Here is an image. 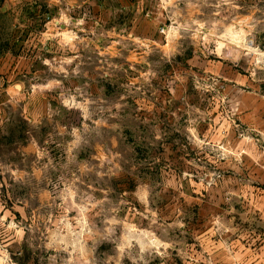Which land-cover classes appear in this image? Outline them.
Masks as SVG:
<instances>
[{"label":"rangeland","instance_id":"1","mask_svg":"<svg viewBox=\"0 0 264 264\" xmlns=\"http://www.w3.org/2000/svg\"><path fill=\"white\" fill-rule=\"evenodd\" d=\"M230 241L264 246V0H0V264Z\"/></svg>","mask_w":264,"mask_h":264},{"label":"crops","instance_id":"2","mask_svg":"<svg viewBox=\"0 0 264 264\" xmlns=\"http://www.w3.org/2000/svg\"><path fill=\"white\" fill-rule=\"evenodd\" d=\"M239 244H241L240 240ZM223 246L222 257L216 250L208 246L205 264H264V246H247L234 244ZM192 259V258H191ZM193 264V263H191Z\"/></svg>","mask_w":264,"mask_h":264}]
</instances>
